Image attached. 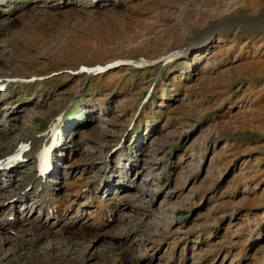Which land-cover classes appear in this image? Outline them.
Here are the masks:
<instances>
[{"label": "rangeland", "instance_id": "1", "mask_svg": "<svg viewBox=\"0 0 264 264\" xmlns=\"http://www.w3.org/2000/svg\"><path fill=\"white\" fill-rule=\"evenodd\" d=\"M0 70L25 76L0 89V155L60 135L52 193L90 203L0 227V264H264V0H0ZM41 142L10 221H58Z\"/></svg>", "mask_w": 264, "mask_h": 264}, {"label": "bare ground", "instance_id": "2", "mask_svg": "<svg viewBox=\"0 0 264 264\" xmlns=\"http://www.w3.org/2000/svg\"><path fill=\"white\" fill-rule=\"evenodd\" d=\"M254 67H255V64H251V69L254 68ZM15 78H25V76L11 75L8 72H4V71L0 70V86L2 84L9 83L7 85V87L9 88L12 81H14L13 83L17 82V80H19V82L21 81V79H15ZM10 115H13V114L11 113ZM10 115L7 114V116H9V118H10ZM59 129H60V127L58 125L57 126V131H59ZM52 135H53V137H52V139H53L55 137L56 133L53 132ZM57 137H58V139H57ZM57 137H56V141H59V139L61 138L60 135L57 136ZM38 140H42L43 144H46L45 142H47V137L46 136H42V137H39L38 139H35V140L23 141V143L24 142L29 143V148H30V145L32 144L31 142H35V141H38ZM57 143L58 142H56V144H54V147H57ZM63 148H65V147L63 146ZM47 149H50V145H48ZM65 150H66V148H65ZM40 151L41 150L39 149L38 152H37V155L34 158H37L39 156V152ZM63 152L58 153L57 155L59 156V155L63 154ZM28 153H29L28 151L27 152L25 151L24 156L27 155ZM10 154H12V150L9 151L8 154L4 153L3 155H10ZM14 164L15 163L9 162L8 168L0 169L2 171V172H0V191H3L5 193V197L0 198V212L2 210H4V209H7V210L10 209L9 212H8V216L5 217V220L3 219V221L0 224V227L5 228L9 232H12L13 230H17L16 229L17 226H20L21 230L19 232L21 234L19 235V238H22L21 240H23L25 238V236L28 235L29 230H31L30 227H33V228L36 227V230H37V227H38V229L39 228H41V229L45 228V229L49 230V228L52 229L55 226H58L60 224V220L63 221V218L61 217V214H60L61 212L60 213H58V212L60 210H62V209L68 210V209L73 208L76 204L79 203V201H78L79 199H78V196H76L74 191L71 192V193H67V194L61 195V198H56V196H54L55 193L54 194L52 193V189H53V186H52V183H51L52 180L49 179L48 176L44 180L43 177H39V175L34 174L33 177H34L35 181H38V183H36L37 184V188L40 189V190L37 189L39 191V193H40V198L39 199H41V202H39L40 204H38V206H40L41 208L44 207L46 212L49 215H52V216L56 217L58 219V221L55 222L54 220L52 221V220H48V219H45V218H35L34 219L33 216L29 217L28 214L26 215L25 218H22V217L20 218L19 217V218H16L15 221H10L9 220V216L13 213V210L18 209L19 208L18 207L19 204H24L27 199L31 198L27 193H24L23 191H19V192L16 191L14 194L13 193L11 194L10 192H8V193L5 192L6 190H8L6 182L7 181H12V178H13L12 177L13 176V171L15 170L13 168ZM70 165H73V164L66 163L65 167L68 168V167H70ZM55 170L57 171L58 169L55 167L54 171ZM54 171H53V173H54ZM67 175H72V174H71L70 171L66 172V178H65L64 183H63V185L61 186L60 189H62L64 187H68V186L70 187L72 185V181H70V178L69 179L67 178ZM35 181H34V183H35ZM4 184H6V185H4ZM29 184H30V182L27 183L26 185L28 186ZM27 186H25V188ZM35 187H36V185L34 187L32 186L30 189L32 190ZM35 190H36V188H35ZM35 203L36 202H34L33 204H35ZM88 205H90V203L86 202V201H83L82 203H79V206L82 208L83 211L87 208ZM81 208H80V210H81ZM98 208L100 209V207H98ZM55 209H57V213H54ZM103 209L101 208V210H103ZM80 210H78L77 213L80 212ZM102 224H104V223H102ZM28 226H30V227L28 228ZM57 231H59V233L62 232L61 230H58V229H57ZM54 232H56V231H54ZM129 235H130L129 233H126L123 238H126ZM19 238H17V239H19ZM3 243H4L3 241L0 243V247L3 246Z\"/></svg>", "mask_w": 264, "mask_h": 264}, {"label": "snow or ice", "instance_id": "3", "mask_svg": "<svg viewBox=\"0 0 264 264\" xmlns=\"http://www.w3.org/2000/svg\"><path fill=\"white\" fill-rule=\"evenodd\" d=\"M85 71H88V69H84Z\"/></svg>", "mask_w": 264, "mask_h": 264}]
</instances>
